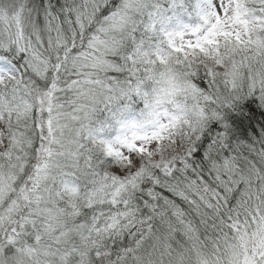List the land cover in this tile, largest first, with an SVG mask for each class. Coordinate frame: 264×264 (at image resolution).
I'll list each match as a JSON object with an SVG mask.
<instances>
[{
  "label": "snow or ice",
  "instance_id": "obj_1",
  "mask_svg": "<svg viewBox=\"0 0 264 264\" xmlns=\"http://www.w3.org/2000/svg\"><path fill=\"white\" fill-rule=\"evenodd\" d=\"M0 264H264V0H0Z\"/></svg>",
  "mask_w": 264,
  "mask_h": 264
}]
</instances>
